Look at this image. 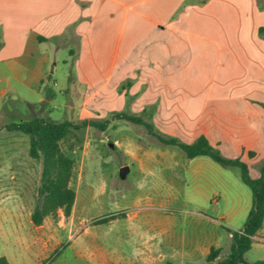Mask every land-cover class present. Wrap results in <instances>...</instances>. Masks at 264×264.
Returning <instances> with one entry per match:
<instances>
[{
  "label": "rangeland",
  "instance_id": "rangeland-1",
  "mask_svg": "<svg viewBox=\"0 0 264 264\" xmlns=\"http://www.w3.org/2000/svg\"><path fill=\"white\" fill-rule=\"evenodd\" d=\"M70 48L42 47L31 60L37 70L0 61V256L19 249L25 264H50L56 258L58 264H211L206 256L213 246L228 254L230 231L244 227L253 205L240 168L207 155L190 159L178 146L163 143L156 134L191 141L197 132L186 124L188 118L173 115L162 100L147 95L144 83L135 89L124 81L86 101L87 84L74 79ZM42 51L47 59L40 61ZM246 88L236 82L214 84L211 94ZM259 95L254 99L262 106ZM119 111L141 116L153 131L116 116ZM36 116L88 122L61 143L75 160L71 214L59 210L40 226L31 216L39 200L42 160L31 156L29 135L6 127ZM110 215L118 217L97 222ZM48 235L52 245L42 253L40 238ZM245 258L264 260V231L253 238Z\"/></svg>",
  "mask_w": 264,
  "mask_h": 264
},
{
  "label": "crops",
  "instance_id": "crops-1",
  "mask_svg": "<svg viewBox=\"0 0 264 264\" xmlns=\"http://www.w3.org/2000/svg\"><path fill=\"white\" fill-rule=\"evenodd\" d=\"M0 29V61L37 70L31 60L42 47H77L73 75L87 84L86 101L124 81L144 83L163 108L188 118L197 132L191 141L206 135L260 176L264 106L254 98L264 102V0H0ZM235 82L247 90L211 94L214 84ZM51 237L40 238L42 253ZM4 256L25 264L19 249Z\"/></svg>",
  "mask_w": 264,
  "mask_h": 264
},
{
  "label": "trees",
  "instance_id": "trees-1",
  "mask_svg": "<svg viewBox=\"0 0 264 264\" xmlns=\"http://www.w3.org/2000/svg\"><path fill=\"white\" fill-rule=\"evenodd\" d=\"M127 85H131L130 81ZM51 95L54 96L53 93ZM116 116L144 124L153 131V125L141 116L126 111H119ZM92 124H97V122H92ZM86 125H88L86 120L76 123L68 119L51 121L45 117L36 116L30 120L9 123L6 126L8 130L20 131L29 135L31 156L42 160L41 182L38 188L39 200L31 216L36 226L42 225L48 216L57 217L59 210H62L66 216L71 214L76 201V191L70 185L75 160L63 150L61 143L73 128L79 129ZM101 127L104 128L105 124H101ZM156 135L163 143L178 146L190 159L207 155L226 167L237 166L240 168L243 182L252 190V208L244 227L240 230L230 231L232 234L230 252L222 256V248L213 246L207 254L206 260L211 264H264V260L251 263L245 258V254L252 247V237L264 225V165L260 168V176L254 178L245 161L241 158L225 156L219 148L211 144L209 138L204 134L199 135L191 142L175 136ZM250 154L253 155L252 152ZM117 217V215H110L97 220V222H107ZM46 263L49 262L44 264ZM0 264H10V262L3 255L0 256Z\"/></svg>",
  "mask_w": 264,
  "mask_h": 264
},
{
  "label": "water",
  "instance_id": "water-1",
  "mask_svg": "<svg viewBox=\"0 0 264 264\" xmlns=\"http://www.w3.org/2000/svg\"><path fill=\"white\" fill-rule=\"evenodd\" d=\"M113 145V144H111ZM128 171V167L127 166H124L121 168V174L124 176L126 174V172Z\"/></svg>",
  "mask_w": 264,
  "mask_h": 264
}]
</instances>
